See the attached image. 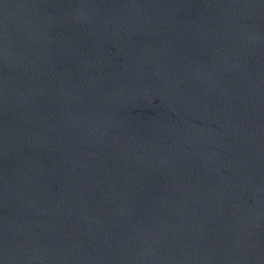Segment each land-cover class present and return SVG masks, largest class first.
<instances>
[{
  "label": "water",
  "instance_id": "obj_1",
  "mask_svg": "<svg viewBox=\"0 0 264 264\" xmlns=\"http://www.w3.org/2000/svg\"><path fill=\"white\" fill-rule=\"evenodd\" d=\"M0 264H264V0H0Z\"/></svg>",
  "mask_w": 264,
  "mask_h": 264
}]
</instances>
